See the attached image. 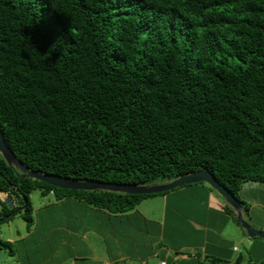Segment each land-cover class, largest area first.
Instances as JSON below:
<instances>
[{"label":"trees","instance_id":"obj_1","mask_svg":"<svg viewBox=\"0 0 264 264\" xmlns=\"http://www.w3.org/2000/svg\"><path fill=\"white\" fill-rule=\"evenodd\" d=\"M0 133L30 171L149 185L206 170L239 198L264 183V0H0ZM36 189L112 213L168 192L61 189L0 153V192L21 204L0 224L24 211L30 229Z\"/></svg>","mask_w":264,"mask_h":264},{"label":"crops","instance_id":"obj_2","mask_svg":"<svg viewBox=\"0 0 264 264\" xmlns=\"http://www.w3.org/2000/svg\"><path fill=\"white\" fill-rule=\"evenodd\" d=\"M42 195L30 229L25 220L12 229V219L0 224L11 236L2 240L16 245L2 264L264 263V238L250 237L235 209L206 182L146 197L121 213ZM238 196L244 217L264 230V183L245 182Z\"/></svg>","mask_w":264,"mask_h":264},{"label":"water","instance_id":"obj_3","mask_svg":"<svg viewBox=\"0 0 264 264\" xmlns=\"http://www.w3.org/2000/svg\"><path fill=\"white\" fill-rule=\"evenodd\" d=\"M0 153L10 166L17 167L21 171L23 178H34L49 185L61 189L75 190H108L113 192H124L128 194H153L173 190L175 188L206 182L216 189L235 209L238 222L247 231L250 237L264 238V230L254 228L244 217V205L242 201L225 185L220 183L211 172L202 170L192 174L181 176L164 185H136L132 183L100 182V181H76L68 178H61L53 175L42 174L30 171L17 158L13 150L7 145L0 133ZM27 205L24 206L26 208Z\"/></svg>","mask_w":264,"mask_h":264},{"label":"rangeland","instance_id":"obj_4","mask_svg":"<svg viewBox=\"0 0 264 264\" xmlns=\"http://www.w3.org/2000/svg\"><path fill=\"white\" fill-rule=\"evenodd\" d=\"M167 183H169V180L167 178L159 177V178L153 179L150 182L149 185H164V184H167ZM0 197H1V203H0V218L7 217V214L11 210L12 206L21 205L20 202H19V199L17 198L16 195L9 194V193H6V192H0ZM30 199H31V202L33 204V207H40V206L42 207V203L44 202V200L46 199V197L42 195L41 189H36V190L32 191V193L30 194ZM52 200H53V198H52ZM23 215H24V211L19 212L18 214H16L15 216H13V218H11L12 220H14L13 221L14 222L13 223L14 226L12 225L11 229L12 228H15L16 225L19 224V222H24L23 221L24 220ZM0 228H1L0 229L1 230L0 231V240H2V237H3V239H6L8 237L11 238V236H8L9 228L6 227V228H4L2 230V225H0ZM258 230H260V229H258ZM2 233H3V236H2ZM5 233H7V234L5 235ZM9 243L11 244L10 246L13 248V250H15L16 249L15 242H11L10 241ZM238 246L241 247L242 252L244 254H247V252H246V250L244 249L243 246H241L240 244ZM9 253H10V248H8L6 246L5 247H0V264L6 263V259L8 258V256H9L8 254Z\"/></svg>","mask_w":264,"mask_h":264},{"label":"built area","instance_id":"obj_5","mask_svg":"<svg viewBox=\"0 0 264 264\" xmlns=\"http://www.w3.org/2000/svg\"><path fill=\"white\" fill-rule=\"evenodd\" d=\"M237 249V248H236ZM160 264H167V261H162Z\"/></svg>","mask_w":264,"mask_h":264}]
</instances>
